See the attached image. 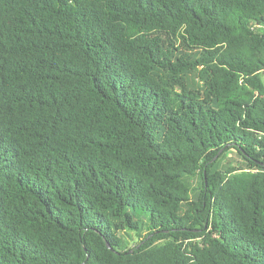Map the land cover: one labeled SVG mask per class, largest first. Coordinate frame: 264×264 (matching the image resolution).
Masks as SVG:
<instances>
[{
  "label": "trees",
  "instance_id": "obj_1",
  "mask_svg": "<svg viewBox=\"0 0 264 264\" xmlns=\"http://www.w3.org/2000/svg\"><path fill=\"white\" fill-rule=\"evenodd\" d=\"M0 264H264V0H0Z\"/></svg>",
  "mask_w": 264,
  "mask_h": 264
},
{
  "label": "rangeland",
  "instance_id": "obj_2",
  "mask_svg": "<svg viewBox=\"0 0 264 264\" xmlns=\"http://www.w3.org/2000/svg\"><path fill=\"white\" fill-rule=\"evenodd\" d=\"M226 157V158H225ZM222 161V167L226 168L231 162H234V165L236 167H241L244 165L242 158L237 156L236 154H233L232 152H229L227 156H225Z\"/></svg>",
  "mask_w": 264,
  "mask_h": 264
}]
</instances>
